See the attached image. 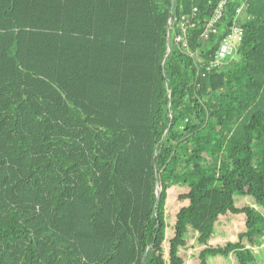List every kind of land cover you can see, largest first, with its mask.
<instances>
[{
	"label": "trees",
	"instance_id": "trees-1",
	"mask_svg": "<svg viewBox=\"0 0 264 264\" xmlns=\"http://www.w3.org/2000/svg\"><path fill=\"white\" fill-rule=\"evenodd\" d=\"M219 2L0 0V264H264V0L207 71Z\"/></svg>",
	"mask_w": 264,
	"mask_h": 264
},
{
	"label": "built area",
	"instance_id": "built-area-1",
	"mask_svg": "<svg viewBox=\"0 0 264 264\" xmlns=\"http://www.w3.org/2000/svg\"><path fill=\"white\" fill-rule=\"evenodd\" d=\"M230 1L233 0H220L211 16L203 21L204 35L217 36L220 34V31L223 33L213 59L209 61L208 65H206L207 71L226 65L228 60L232 59V57H234L237 53L242 42L243 29L241 28L240 23L241 21L243 22L247 16V2L246 0H242L240 1V4L235 7L232 17L233 23L226 29L223 26L224 24L221 25V22L225 12V7ZM195 13L196 9H194L188 16L184 15L181 17L179 22L180 33L175 36V41L181 43L186 49L188 48L186 33L188 30L194 29L197 25V22L192 21L191 19Z\"/></svg>",
	"mask_w": 264,
	"mask_h": 264
},
{
	"label": "water",
	"instance_id": "water-1",
	"mask_svg": "<svg viewBox=\"0 0 264 264\" xmlns=\"http://www.w3.org/2000/svg\"><path fill=\"white\" fill-rule=\"evenodd\" d=\"M173 3H174V0H172V5H173ZM171 11H172V9L170 10V15H171ZM169 15V16H170ZM171 17V16H170ZM169 23H170V18H169V21H168V25H167V29H166V32H167V38H166V46H167V50H166V53H165V55H164V59L168 56V54H169V52H170V41H169V36H168V32H169ZM169 96H170V94H169ZM155 160V159H154ZM158 196H159V192H158V190H157V198H158Z\"/></svg>",
	"mask_w": 264,
	"mask_h": 264
},
{
	"label": "rangeland",
	"instance_id": "rangeland-1",
	"mask_svg": "<svg viewBox=\"0 0 264 264\" xmlns=\"http://www.w3.org/2000/svg\"><path fill=\"white\" fill-rule=\"evenodd\" d=\"M233 59H236V57H232Z\"/></svg>",
	"mask_w": 264,
	"mask_h": 264
}]
</instances>
